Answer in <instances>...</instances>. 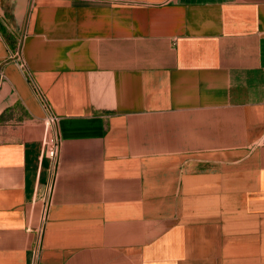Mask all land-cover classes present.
I'll return each mask as SVG.
<instances>
[{
    "label": "crops",
    "instance_id": "crops-1",
    "mask_svg": "<svg viewBox=\"0 0 264 264\" xmlns=\"http://www.w3.org/2000/svg\"><path fill=\"white\" fill-rule=\"evenodd\" d=\"M0 264H264V0H0Z\"/></svg>",
    "mask_w": 264,
    "mask_h": 264
},
{
    "label": "built area",
    "instance_id": "built-area-1",
    "mask_svg": "<svg viewBox=\"0 0 264 264\" xmlns=\"http://www.w3.org/2000/svg\"><path fill=\"white\" fill-rule=\"evenodd\" d=\"M54 121V117L49 119V123ZM45 145V155L52 159L53 162H56L58 159L60 144L56 134L46 135L44 139Z\"/></svg>",
    "mask_w": 264,
    "mask_h": 264
}]
</instances>
